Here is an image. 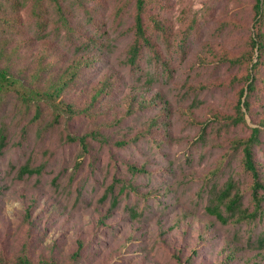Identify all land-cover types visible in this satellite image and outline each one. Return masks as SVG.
Instances as JSON below:
<instances>
[{
    "label": "rangeland",
    "instance_id": "1",
    "mask_svg": "<svg viewBox=\"0 0 264 264\" xmlns=\"http://www.w3.org/2000/svg\"><path fill=\"white\" fill-rule=\"evenodd\" d=\"M42 2L0 12V264H264V198L250 221L204 207L232 178L253 209L236 146L252 127L264 183V67L234 120L254 0H145L148 44L134 0Z\"/></svg>",
    "mask_w": 264,
    "mask_h": 264
},
{
    "label": "trees",
    "instance_id": "2",
    "mask_svg": "<svg viewBox=\"0 0 264 264\" xmlns=\"http://www.w3.org/2000/svg\"><path fill=\"white\" fill-rule=\"evenodd\" d=\"M29 0H0V12L5 13L9 8L17 7L18 5H25ZM43 0H31L33 6H37V10L43 9ZM134 12H133V34L137 43H149V39L145 35L147 32V26L144 24V17L146 16L145 10V0H134ZM253 8L254 22L260 25L264 21V0H254ZM6 21L8 26H12V21ZM156 20H154V23ZM153 23V24H154ZM158 23V21H157ZM156 23V24H157ZM148 24V23H147ZM158 31V29H157ZM250 51L248 65V73L244 77L245 86L240 90L241 97L243 99H238L236 102V113L237 117H234L235 122L243 119V112L241 111L242 105L245 108L249 105V96L256 86L258 80V72L260 68L264 67V32L258 30L252 37H250ZM137 51V45H133L130 49V60L134 59ZM255 53V57L252 54ZM2 75L0 71V93L4 89L2 85ZM7 135L6 128L4 125L0 126V154L3 152L5 146L7 145ZM85 148L86 143L83 136L76 138ZM258 142V128L252 127L250 135L245 139H240L236 141V146L241 149L243 157L244 168L249 170L251 173L253 183L251 186V199L253 201V209L249 210L248 207L242 205V192L237 186L236 182L232 178H227L222 185H217L215 183H210L207 187V197L205 210L210 214L215 216L217 219L226 221L227 219H233L238 221H250L253 219L258 212H260V202L264 198V183L259 179V172L255 166L253 160V146ZM42 165L30 166L29 164H23L19 167L17 171V176L22 178L24 175H40L42 173ZM56 178L53 180L55 181ZM113 181L105 188L102 194V199L107 196L110 197L111 206H115L118 199L117 194L114 192ZM261 191V192H259ZM29 207H27L25 213L29 216ZM264 238H260L262 241ZM76 255V252L73 256ZM2 261L0 260V263ZM3 264V263H2ZM13 264H31L25 255H18L13 262ZM39 264H52L44 261H40Z\"/></svg>",
    "mask_w": 264,
    "mask_h": 264
}]
</instances>
